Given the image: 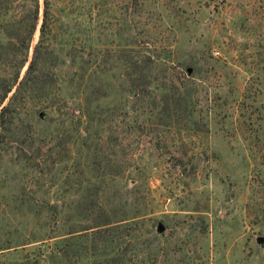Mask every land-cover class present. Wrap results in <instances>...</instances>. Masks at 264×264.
Segmentation results:
<instances>
[{
    "label": "rangeland",
    "instance_id": "1",
    "mask_svg": "<svg viewBox=\"0 0 264 264\" xmlns=\"http://www.w3.org/2000/svg\"><path fill=\"white\" fill-rule=\"evenodd\" d=\"M48 23V91L0 125V264H264V0H49Z\"/></svg>",
    "mask_w": 264,
    "mask_h": 264
},
{
    "label": "trees",
    "instance_id": "2",
    "mask_svg": "<svg viewBox=\"0 0 264 264\" xmlns=\"http://www.w3.org/2000/svg\"><path fill=\"white\" fill-rule=\"evenodd\" d=\"M16 0H0V15H9L10 19L6 20L3 24L1 22V28L5 39L7 40L9 50V62L14 60L13 62H19L16 66V70L12 76L9 78H1L0 79V103L6 98L7 94L15 87L13 94L10 96L9 101L0 107V125L4 126L8 121L11 113V100L15 98L17 93L24 89L25 91L35 89V92L39 95L42 93H47V84L48 82L43 81L42 84H37L40 82L39 78V62L41 49L47 51L45 47V43L48 40V34L50 33V26L48 23L49 18V0H43V10L41 16V22L38 28V40L33 46L32 55L30 59H27V49L29 47L31 38L33 33L36 30L38 18H39V5L38 0H32L33 4L26 5L24 2L26 0H19L23 2L21 8L24 9L21 17L15 18L11 16L10 10L13 9V6L10 4ZM15 41V42H14ZM23 53V56H20ZM27 63L25 70L20 77L21 68ZM148 63L144 64L147 66ZM142 68V67H141ZM140 71V70H139ZM41 74V73H40ZM42 96V95H41ZM110 222L105 221L102 222L94 231L95 234L103 237L102 244L97 246L95 250L103 249L100 255L101 257L107 261L113 263L116 259L117 254L112 252H107L106 247L110 245L112 240V230L117 226L109 225ZM103 225H107L102 227ZM84 227V226H83ZM81 229H86L81 228ZM87 236L86 233H82L79 236H70L68 238L67 244H71L74 238H84ZM100 247V248H99ZM105 249V250H104ZM94 250V251H95Z\"/></svg>",
    "mask_w": 264,
    "mask_h": 264
}]
</instances>
